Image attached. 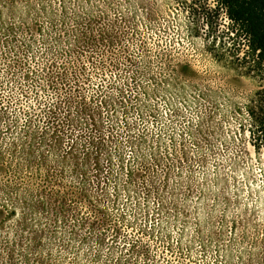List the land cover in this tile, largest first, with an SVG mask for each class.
<instances>
[{"label":"rangeland","instance_id":"374dc122","mask_svg":"<svg viewBox=\"0 0 264 264\" xmlns=\"http://www.w3.org/2000/svg\"><path fill=\"white\" fill-rule=\"evenodd\" d=\"M18 3L0 17V204L19 202L0 264H43L42 236L57 264H264V65L225 9ZM111 221L121 233L99 247Z\"/></svg>","mask_w":264,"mask_h":264},{"label":"trees","instance_id":"16d2710c","mask_svg":"<svg viewBox=\"0 0 264 264\" xmlns=\"http://www.w3.org/2000/svg\"><path fill=\"white\" fill-rule=\"evenodd\" d=\"M218 7L224 8L226 15L229 20L234 24L236 27L235 30L245 33L246 38H248L249 46L253 50L255 54H257V58L259 57L260 61L264 65V0H213ZM18 0H0V17L3 16V12L9 11L12 13V15L17 10L18 6ZM2 30H6L8 33V37L5 39L7 40L13 31V27H8L5 29V26L3 23H1ZM7 46L5 45V42H3V46L7 47L8 49H12L10 44L7 42ZM110 97L104 96V101L101 102V105L103 107H109L110 104ZM3 114L0 112V143L2 141V125H3ZM8 128V127H7ZM264 133V123L263 127L261 129ZM33 134L30 133V137ZM9 146L8 153L12 156L16 155L18 144L16 142H10L7 143ZM0 144V161H5V153L3 152ZM33 151V150H32ZM30 151L28 153L29 155V167L34 169H37V181L42 185V187L46 190H49L53 187H55L57 184V179H55V176H53L51 173L52 170V161L51 158L45 153H39L38 151L37 156L36 154L33 155V152ZM34 159H36V162L34 163ZM2 171V169H0ZM17 173H19L17 168ZM8 189L15 191L17 197V200L20 198V193L18 188L16 186H10ZM3 191L6 192L4 189ZM36 191L34 189H31L30 191H26L25 194L28 198H31L33 195H35ZM28 202V201H27ZM26 202V203H27ZM15 202L13 203L12 211H8L7 205L0 204V231L4 230L8 223H10L11 219H13V216H16L15 211ZM79 215V214H78ZM110 230L103 229V231L99 234L95 233V240L97 245L100 247L108 238L110 240H114L118 237V235L121 233L120 224L119 221H111L110 224ZM142 230V229H141ZM143 231V230H142ZM47 232V231H46ZM90 237H83L81 239V242L86 244L87 240ZM42 242V245L40 247V250L42 252L43 258L42 262L43 264H57V262L53 261L51 253H47L45 250L46 247H49L48 239L45 236H42V239H40L39 244ZM132 244V245H131ZM138 244L137 240H133L132 243L130 242L129 245L131 247V251H135L136 245ZM130 248V247H129ZM49 250V249H48ZM51 250V249H50ZM147 251L143 252V255H146ZM99 257V255L96 254L95 258ZM19 258L21 260L29 261V255H26V253L21 252L19 254Z\"/></svg>","mask_w":264,"mask_h":264}]
</instances>
